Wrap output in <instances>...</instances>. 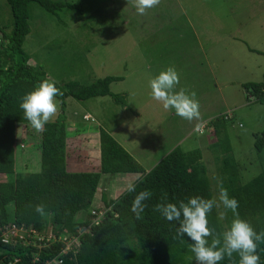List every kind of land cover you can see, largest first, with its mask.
I'll list each match as a JSON object with an SVG mask.
<instances>
[{
	"label": "rangeland",
	"instance_id": "374dc122",
	"mask_svg": "<svg viewBox=\"0 0 264 264\" xmlns=\"http://www.w3.org/2000/svg\"><path fill=\"white\" fill-rule=\"evenodd\" d=\"M55 1L82 2V14L79 7L51 15L35 3L29 6L30 33L23 49L32 68L57 83L89 85L107 76L121 77L110 90L126 95L124 108L110 97L67 99L66 156L77 162L70 169L99 168L98 130L103 128L147 170L176 146L201 149L216 197L220 161L208 149L214 139L206 123L228 114L240 182H249L264 168V150L257 154L254 149V135L264 129V103L249 100L243 88L261 82L264 73V0H161L145 15L136 12L132 0ZM11 22L9 8L0 0V26ZM168 67L179 74L176 91L196 93L201 120L206 117L205 134L187 133L197 121L188 122L152 99L149 80ZM39 137L31 126H16V174L40 170ZM114 183L107 178L98 187L113 189L110 194L118 197L124 189L115 190Z\"/></svg>",
	"mask_w": 264,
	"mask_h": 264
},
{
	"label": "trees",
	"instance_id": "16d2710c",
	"mask_svg": "<svg viewBox=\"0 0 264 264\" xmlns=\"http://www.w3.org/2000/svg\"><path fill=\"white\" fill-rule=\"evenodd\" d=\"M12 18L8 26H0V224L13 220L19 224L32 225L43 230L49 223L57 228L56 233L76 234L77 228L91 225L92 208H105V217L99 224H93L91 232L84 233L77 252L63 255L62 264H194L195 257L190 250L191 241L185 236L174 238L178 221H167L154 211L158 203H175L191 197L211 199L215 197L207 168L203 164L202 150L197 148L183 151L179 146L170 150L161 160L147 170L105 129L98 130L100 165L97 171H69L71 162L66 156L67 99L78 102L99 97H110L114 104L126 107V95L114 94L110 85L121 77L107 76L89 85L77 81L57 83L63 95L56 97L61 112L45 125L40 132V170L27 174L14 171L16 126H31L24 119L20 108L21 98L34 90L47 74L32 68L30 56L23 49L30 33L29 6L37 4L45 12L56 15L64 9H77L82 14V2L69 3L55 0H5ZM247 96L253 102L264 103V73L261 82L243 84ZM226 116L210 120L214 142L208 146L214 161H220L221 179L228 195L238 201V213L259 233L264 230V168L249 182L242 183L238 177V165L232 157ZM254 149L257 154L264 150V129L254 135ZM221 156V157H220ZM221 158V159H220ZM139 174L134 181L135 192L126 189L117 198L94 206L95 196L102 175ZM148 190L151 197L137 220L131 211L135 196ZM166 197V199H165ZM45 205L50 213L41 217L35 206ZM223 209L221 208V211ZM220 209L213 208L208 215L209 227L217 233L223 232L234 219L231 211L224 220L218 217ZM87 212L86 218L82 219ZM50 218V219H49ZM211 241V238H209ZM63 244L57 242L40 250L41 260L60 254ZM37 247L3 242L0 230V262L3 264H31ZM260 264H264V244L257 249ZM19 258V261L16 259ZM233 261L239 264V256L233 254ZM227 256L219 264H233Z\"/></svg>",
	"mask_w": 264,
	"mask_h": 264
},
{
	"label": "clouds",
	"instance_id": "9594fccd",
	"mask_svg": "<svg viewBox=\"0 0 264 264\" xmlns=\"http://www.w3.org/2000/svg\"><path fill=\"white\" fill-rule=\"evenodd\" d=\"M132 3L139 15H145L149 9L157 7L161 0H132ZM179 83L180 77L174 67L160 71L158 75L149 80L152 99L161 103L165 110L174 109L177 116L188 122L197 121L193 129L194 133L205 134L206 128H203L196 93L189 94L183 88L176 91ZM62 95V91L56 86L54 80L44 79L34 90L21 98L19 106L23 110L24 119L35 131L42 132L45 125L58 114L60 105L56 97ZM248 99L254 101L252 97L248 96ZM230 118L231 115L228 114L227 119ZM217 187L218 195L211 199L196 196L189 198L187 202L181 201L178 205L158 203L153 210L159 212L169 222H179L174 238L186 236L192 242L190 250L194 254L196 264H219L225 256L233 261L234 253L239 256V264H260L257 249L260 244H264V230L257 233L247 220L241 219L237 211L238 201L229 197L222 182L218 183ZM126 190L130 193L135 192V185L129 183ZM151 195L150 191L145 190L135 196L131 211L137 220L142 219L141 214L147 207L144 201ZM214 207L223 209L218 213L220 220H224L229 211L234 217L231 224L220 233L209 227L208 215ZM35 211L41 217L50 215L45 211L43 204L36 205ZM50 264H57V261L53 260ZM59 264H62V261ZM233 264H235L234 261Z\"/></svg>",
	"mask_w": 264,
	"mask_h": 264
},
{
	"label": "built area",
	"instance_id": "2783aa9c",
	"mask_svg": "<svg viewBox=\"0 0 264 264\" xmlns=\"http://www.w3.org/2000/svg\"><path fill=\"white\" fill-rule=\"evenodd\" d=\"M106 209L92 208L91 214L93 215L91 225L77 228L76 234L56 233L57 228L54 225L38 229L32 225L19 224L16 221H12L4 226L0 224V230L3 236V242L12 244H22L23 246H33L38 248V252L33 253L31 264H36L41 260L40 250L45 247H50L52 244L61 242L63 244L60 254L46 259L44 264H50L51 261L56 260L57 264L64 262L63 255L70 252H77L81 246L84 233L91 232L93 224H99L105 217ZM20 259L17 258L16 261Z\"/></svg>",
	"mask_w": 264,
	"mask_h": 264
},
{
	"label": "crops",
	"instance_id": "0c3cea01",
	"mask_svg": "<svg viewBox=\"0 0 264 264\" xmlns=\"http://www.w3.org/2000/svg\"><path fill=\"white\" fill-rule=\"evenodd\" d=\"M205 119H206V117L205 118H203V120H201L202 122H205ZM210 120V119H209ZM208 121V120H207ZM206 121V122H207ZM192 128H194V126L192 127ZM191 131V130H190ZM187 133H194V131H192V132H187ZM98 137H99V135H98ZM182 140L184 141V140H186V138L184 139V138H182ZM72 164H69V165H73V164H75L76 165V161L75 162H71ZM73 167H74V169H75V166L73 165ZM77 167V166H76ZM74 169H70L69 167H68V170L69 171H71V170H73V172H74ZM98 169H95V171H97ZM107 176H110V177H107ZM139 176V174H117V175H102L101 176V179H100V184L102 183V180H105V179H107V178H110V179H112V180H115V185H114V187H115V190H116V188H123L124 190L123 191H125V189L127 188V185L129 184V183H134V181L137 179V177ZM118 179H119V181H118ZM99 189H100V193H98L97 192V194H96V196H95V200H94V206H102L103 204H104V202H103V199H102V196L103 195H106L107 194V196H108V200H110V199H112V198H117L116 197V195L115 196H112L113 194H110L112 191H113V189H111L110 191L108 190V192H104V190H103V188H100V187H98V191H99ZM108 189V188H107ZM122 193V191H120L119 192V195ZM118 194V193H117Z\"/></svg>",
	"mask_w": 264,
	"mask_h": 264
}]
</instances>
